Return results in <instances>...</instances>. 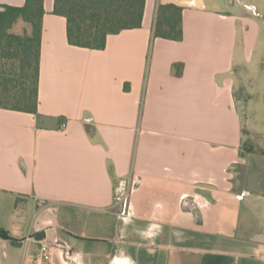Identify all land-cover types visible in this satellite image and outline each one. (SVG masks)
<instances>
[{
	"label": "crops",
	"instance_id": "1",
	"mask_svg": "<svg viewBox=\"0 0 264 264\" xmlns=\"http://www.w3.org/2000/svg\"><path fill=\"white\" fill-rule=\"evenodd\" d=\"M53 2L37 113L0 109V264H264V0H145L102 50Z\"/></svg>",
	"mask_w": 264,
	"mask_h": 264
},
{
	"label": "trees",
	"instance_id": "2",
	"mask_svg": "<svg viewBox=\"0 0 264 264\" xmlns=\"http://www.w3.org/2000/svg\"><path fill=\"white\" fill-rule=\"evenodd\" d=\"M145 0H54L53 14L66 19L70 45L102 50L106 37L141 27ZM43 0H25L20 7L0 5V109L36 114ZM182 9L159 5L152 39H182ZM21 20L29 26L12 33ZM65 123V122H64ZM3 239H10L0 233Z\"/></svg>",
	"mask_w": 264,
	"mask_h": 264
},
{
	"label": "built area",
	"instance_id": "3",
	"mask_svg": "<svg viewBox=\"0 0 264 264\" xmlns=\"http://www.w3.org/2000/svg\"><path fill=\"white\" fill-rule=\"evenodd\" d=\"M65 126H66V122L61 125L62 128ZM38 257L41 261H45V262H49L51 260V250L46 244H43L40 247Z\"/></svg>",
	"mask_w": 264,
	"mask_h": 264
},
{
	"label": "rangeland",
	"instance_id": "4",
	"mask_svg": "<svg viewBox=\"0 0 264 264\" xmlns=\"http://www.w3.org/2000/svg\"><path fill=\"white\" fill-rule=\"evenodd\" d=\"M12 33H15V34H19V35H22L24 34L25 32H29V26L21 21V20H18L14 25L13 27L11 28L10 30ZM64 122H62L63 124Z\"/></svg>",
	"mask_w": 264,
	"mask_h": 264
},
{
	"label": "water",
	"instance_id": "5",
	"mask_svg": "<svg viewBox=\"0 0 264 264\" xmlns=\"http://www.w3.org/2000/svg\"><path fill=\"white\" fill-rule=\"evenodd\" d=\"M43 237H44V234H43V233H38V234L35 236V239H36V240H41V239H43Z\"/></svg>",
	"mask_w": 264,
	"mask_h": 264
}]
</instances>
